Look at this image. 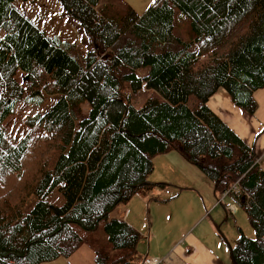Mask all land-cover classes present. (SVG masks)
Segmentation results:
<instances>
[{
	"label": "trees",
	"instance_id": "trees-1",
	"mask_svg": "<svg viewBox=\"0 0 264 264\" xmlns=\"http://www.w3.org/2000/svg\"><path fill=\"white\" fill-rule=\"evenodd\" d=\"M0 0V264H41L85 243L80 229L104 221L116 257L96 251V264H137L141 234L115 208L150 193L153 159L179 151L248 214L256 238L242 230L230 247L234 264H264V169L247 144L208 105L221 88L254 115L264 88V0H156L143 13L121 0H60L91 49L78 55L51 37L19 6ZM185 27L188 38L178 30ZM149 67L140 77L137 71ZM24 74V82L19 81ZM145 85L152 96L136 108L124 91ZM26 87L29 101L59 94L29 118L14 143L4 123ZM196 104H191V98ZM88 103V116L77 111ZM54 154L52 160L51 155ZM58 188L64 203L46 199ZM32 196L37 198L25 211Z\"/></svg>",
	"mask_w": 264,
	"mask_h": 264
},
{
	"label": "rangeland",
	"instance_id": "rangeland-1",
	"mask_svg": "<svg viewBox=\"0 0 264 264\" xmlns=\"http://www.w3.org/2000/svg\"><path fill=\"white\" fill-rule=\"evenodd\" d=\"M111 1L112 0H101L98 7H104ZM121 1L129 5H134L137 12L139 13H143L146 11L145 9H148L149 7V4L143 3L144 0ZM19 6L36 24L43 28L48 35L73 44L78 55H86L91 49L80 22L76 18L72 17L64 9L60 0H26L19 2ZM178 32L182 37L186 39L188 38V32L185 31V27H183L181 30H178ZM149 71V67H143L139 69L137 73L140 77H144L149 73ZM17 77L19 81L22 82V84H25L24 74L19 73V76ZM124 91L127 93V95H129L130 102L136 108H140L145 103V101L152 96H158L159 98H162L159 94L151 89H148L145 85H143L138 91H135L131 84L127 83L124 87ZM30 94L31 90L26 87L24 96L18 102L15 113L7 118L4 123L6 135L14 143L20 141L28 132H34V129L28 127L27 120L29 118H34L38 114L45 113L59 99V94L52 88L43 91L44 99L38 104L33 103L34 99L29 101ZM191 104H196L195 97L191 98ZM89 108L90 105L85 103L77 111V123L88 116ZM53 157L54 154L51 155L50 160H52ZM255 162L260 168L264 169V159L262 161V158L260 160L257 158ZM149 182L167 183L163 186L156 185L150 193H146L144 191L141 192V194L145 196L143 203H145V201L149 204L154 202L151 207L153 214L158 212L161 208L169 204H173V202H176L177 200L184 199L185 201L187 199H192V192L200 191L204 203L208 206V209L213 212L212 217L219 219L218 223L221 225V230L226 233L227 241L224 240L226 247L228 246L227 242L229 245H235L238 237L240 236V229L249 238H256V231L250 223L247 212L232 199L233 196L231 195L227 198L225 197V203V198L222 202H219L222 194L216 192L213 181L209 179L198 167L183 161L182 155H180L177 150H172L164 155L159 154L154 158V171L149 176ZM185 189H188L189 191H186ZM180 191H182V193L178 198H169L174 196V194H165V192H172L176 194ZM46 199L58 205H62L64 203V199L58 188L50 192ZM36 200L37 198L32 196L28 201L25 211H29L35 204ZM135 200V198H132L126 203L128 204L127 206H133V208H135L134 204L137 203ZM124 205L125 203H121L117 208V213L120 215L121 211H124L126 207ZM104 224L105 222L101 221L99 227L93 231L80 229V234L83 237H89L91 236L89 235L91 232H95V235L98 236V239H93V242L91 241V243L97 250L109 254L110 257L121 255L122 253L120 250L114 249L112 243L109 241ZM102 236L107 238V242L101 238ZM139 245L142 246V242H139L138 249H140ZM140 254H143L141 250Z\"/></svg>",
	"mask_w": 264,
	"mask_h": 264
},
{
	"label": "crops",
	"instance_id": "crops-1",
	"mask_svg": "<svg viewBox=\"0 0 264 264\" xmlns=\"http://www.w3.org/2000/svg\"><path fill=\"white\" fill-rule=\"evenodd\" d=\"M154 2L155 0L143 1V3L149 4V7ZM132 7L136 10L134 5ZM254 96L258 103V110L254 115L236 106L230 94L224 88L219 89L209 99L208 105L247 144L255 145L256 154L259 160L262 158L263 161L264 88L257 90ZM166 153H163V155ZM178 153L180 152L178 151ZM180 155L182 154L180 153ZM182 157L183 161L194 165L183 155ZM201 171L205 174L203 170ZM185 190L189 191L188 189ZM181 193L182 191L176 193L178 194L176 195L172 192H165L166 195L174 194L169 198H178ZM192 194V199L177 200L154 214L151 209L154 202L149 204L145 201L143 203L145 200L143 195L142 197L138 195L132 197L137 201L134 204L135 208L133 206L128 207L126 202L124 205L126 207L124 211H121V215L117 213L119 205L115 208L112 215L126 220L141 234L140 242H142V246L139 245L137 264H142L145 259L151 257L161 258L162 264H234L230 250L233 245H229L227 242L229 247L225 246L227 237L226 233L221 230V225L218 223L219 219L212 217L213 212L204 203L200 191H194ZM232 199L235 201L234 197ZM125 212H128L126 218H124ZM89 235L91 236H84L85 243L70 256H61L56 260L41 264H96L97 249L91 241L98 239V236L95 235V232H91ZM101 238L107 242L105 236ZM140 250L143 254H140Z\"/></svg>",
	"mask_w": 264,
	"mask_h": 264
},
{
	"label": "built area",
	"instance_id": "built-area-1",
	"mask_svg": "<svg viewBox=\"0 0 264 264\" xmlns=\"http://www.w3.org/2000/svg\"><path fill=\"white\" fill-rule=\"evenodd\" d=\"M236 191H237L236 187L230 188L228 191L222 194L219 202H222L225 197L230 196L232 193L235 194ZM136 195L142 197L141 192L136 193ZM127 214L128 212H125L124 218H126ZM142 264H162V259L158 257H151V258L145 259Z\"/></svg>",
	"mask_w": 264,
	"mask_h": 264
}]
</instances>
